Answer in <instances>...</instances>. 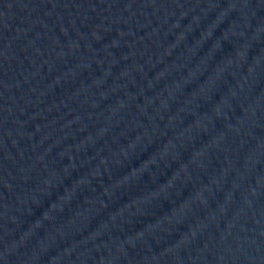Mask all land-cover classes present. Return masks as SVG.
<instances>
[{"label": "water", "instance_id": "1", "mask_svg": "<svg viewBox=\"0 0 264 264\" xmlns=\"http://www.w3.org/2000/svg\"><path fill=\"white\" fill-rule=\"evenodd\" d=\"M0 264H264V0H0Z\"/></svg>", "mask_w": 264, "mask_h": 264}]
</instances>
